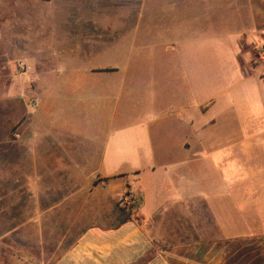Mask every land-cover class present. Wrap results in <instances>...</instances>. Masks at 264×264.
<instances>
[{"label": "crops", "instance_id": "0c3cea01", "mask_svg": "<svg viewBox=\"0 0 264 264\" xmlns=\"http://www.w3.org/2000/svg\"><path fill=\"white\" fill-rule=\"evenodd\" d=\"M22 1L0 0V79L13 103L36 97L9 157L39 192V222L48 191L54 213L96 194L135 204L116 226L54 234V264H264V0H28L35 18ZM208 28L226 33L174 53ZM47 30L84 65L19 78L30 43L15 37Z\"/></svg>", "mask_w": 264, "mask_h": 264}, {"label": "rangeland", "instance_id": "374dc122", "mask_svg": "<svg viewBox=\"0 0 264 264\" xmlns=\"http://www.w3.org/2000/svg\"><path fill=\"white\" fill-rule=\"evenodd\" d=\"M56 1L59 0H53L54 3ZM65 1L67 5L71 4V0ZM77 2H79V5H87L86 1ZM21 5L31 8L30 13L33 18L37 17V15L39 16V12L35 10L36 8L33 9L34 6H43L42 3L37 1L32 3V1L28 2V0H23ZM44 6L49 7L50 5ZM64 27L61 32L63 38L66 39L68 38L66 35L72 33L65 24ZM224 33L226 32L208 28L205 30L187 31L185 36L179 34L178 38H175L174 53L176 55L184 53L186 49L185 45H183L184 41L195 42L194 45H198L200 42L215 41ZM4 34L0 33V40L3 42L4 36L6 43L8 34L6 32ZM15 38H17L16 41L25 43L24 45L27 42L30 43L26 49L30 53H25V56H22L23 61L28 62L29 65L18 62L14 66V73L19 78H22V76L30 77L31 74L40 70L42 66L47 70H57V72L68 74L74 62V64L79 62L84 65L83 59H85V56L82 55V52L72 60V55H70L71 48L61 49L54 46L53 41L57 37H55L53 31H28L22 37L18 36ZM94 50L95 54L98 55L100 51ZM127 51L133 52V56H136V54L141 53L147 55L151 49L145 48L136 51L135 48H127ZM42 52H45V55L48 52H52L44 57L47 62L41 63ZM14 53L19 54L20 50L18 49ZM255 56H258L257 53ZM25 80L27 83L31 82L30 79ZM11 97V94L6 90V79H0V264H54V259L57 257V251L59 250L57 248L59 241H55L54 234H78L86 227L93 225L102 227L116 226L132 213L135 204L130 202V205H125L120 201L113 206L102 194H96L93 208L88 207L89 204L85 198L80 197L77 199L76 197L71 199V202L73 201L71 207L60 208L54 213L55 209L53 210L49 205H54L57 198L55 192L48 191L44 194L46 198L41 208L44 210L45 205H47L46 209L50 211H48L46 221L39 222L37 217L40 209L37 203L39 192L29 191L25 188L24 183L27 181L24 180L26 176L22 174V165L19 168V174H16V163L18 160L9 157L13 152L10 140L16 136V129L25 119L26 112L36 109L37 101L36 97L30 93H27L24 98L15 100L14 103L11 101L12 99L10 100ZM7 104L15 105V110L9 113L10 122L7 119ZM33 104L35 105L34 107H32ZM248 117L249 114L244 113L241 115L244 120H247ZM61 211L65 214L63 217L59 215ZM54 214H57V216ZM30 219H33V221H30ZM24 234L26 239H24ZM39 234H44V236L39 237ZM45 234H47V237H45ZM64 243L65 241L63 243L61 241V244Z\"/></svg>", "mask_w": 264, "mask_h": 264}, {"label": "built area", "instance_id": "2783aa9c", "mask_svg": "<svg viewBox=\"0 0 264 264\" xmlns=\"http://www.w3.org/2000/svg\"><path fill=\"white\" fill-rule=\"evenodd\" d=\"M258 57L259 58H263L264 57V47L261 48L258 52ZM35 105L33 104L32 107H34Z\"/></svg>", "mask_w": 264, "mask_h": 264}]
</instances>
